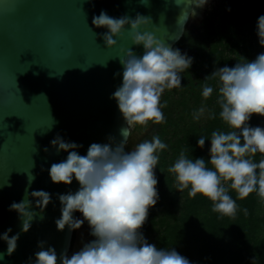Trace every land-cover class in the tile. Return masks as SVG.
<instances>
[{"label": "clouds", "instance_id": "9594fccd", "mask_svg": "<svg viewBox=\"0 0 264 264\" xmlns=\"http://www.w3.org/2000/svg\"><path fill=\"white\" fill-rule=\"evenodd\" d=\"M207 3L208 0H191L193 10L184 21L194 14V8ZM150 23L151 17L140 14L113 18L101 11L92 18L93 26L107 30L102 34L105 47L114 46V37L127 26L131 45L143 49V54L137 56L129 47L119 58L121 83L110 98L116 101L124 121L119 132L122 139L116 142L109 136L107 143H91L85 155L77 151L83 145L66 141L60 135L50 141L57 153H67L64 160L48 168L50 181L70 185L75 180L79 185L75 192L56 194L60 203L56 229L63 231L67 227L71 232L86 222L93 239L71 255L63 250L59 256L54 247L45 248L46 242L39 241L40 250L34 253L31 264H191L174 247H157L139 231L149 209L159 199L154 170L168 145L159 135L144 139L131 149L127 145L137 129L143 131L150 123L166 122L162 111L166 104L161 103V96L165 90L181 87V73L193 62L192 57L162 42L153 31L140 30ZM255 34L264 47V15L257 17ZM204 78L214 83H204L200 95L207 101L215 92L219 119L230 130H213L210 138L199 136L196 147L203 149L205 140L209 141L207 161L203 157L190 158L181 150L167 171L174 177L175 191L187 190L189 198L201 194L212 202L214 212L232 217L238 208L236 199L243 200L254 192L264 199V158L254 161L257 153L264 157V127L248 123L253 114L264 117V52L252 60L237 61L232 67L216 68ZM192 118L215 120L217 113L202 103ZM33 180L31 175L29 187ZM230 191L236 193V199ZM50 202L52 194L48 191L29 192L26 187L23 199L11 203L9 210L16 211L20 231L27 232L36 218L44 219ZM11 231L8 228L0 234L6 244L0 260L16 249L19 233L9 236Z\"/></svg>", "mask_w": 264, "mask_h": 264}, {"label": "water", "instance_id": "95a60500", "mask_svg": "<svg viewBox=\"0 0 264 264\" xmlns=\"http://www.w3.org/2000/svg\"><path fill=\"white\" fill-rule=\"evenodd\" d=\"M213 1L194 8L184 21L193 10L191 0H0V234L8 228L9 236L19 233L15 251L0 264H31L39 241L54 247L58 256L63 250L71 255L86 243V222L71 232L56 229V194L75 192L79 185L50 181V165L67 156L50 141L60 135L81 144L80 155L91 143H107L109 136L119 142L125 125L110 98L121 83L119 58L129 47L143 54L141 46L131 45L127 26L114 37V46L105 47L107 30L93 26V16L104 11L113 18L151 17L152 23L140 30L153 31L174 47L188 26L202 23ZM26 187L48 191L52 202L43 220L36 218L21 232L18 214L9 205L23 199ZM5 251L0 240V253Z\"/></svg>", "mask_w": 264, "mask_h": 264}, {"label": "trees", "instance_id": "16d2710c", "mask_svg": "<svg viewBox=\"0 0 264 264\" xmlns=\"http://www.w3.org/2000/svg\"><path fill=\"white\" fill-rule=\"evenodd\" d=\"M221 2L218 22L210 13L205 14L202 23L188 26L175 44L174 48L192 57V65L181 73V87L165 90L161 96V103L166 104L162 109L166 122L151 124V130L141 138L143 141L159 135L168 145L154 170L159 199L149 209L142 232L149 243L174 247L191 264H264V199L254 192L240 200L230 191L238 208L235 216H225L214 212L212 202L201 194L189 198L187 190L175 191L174 177L167 171L181 150L190 158L207 161L209 141L205 140L203 149L198 148L199 136L210 138L213 130H230L219 119L215 92L207 101L200 95L204 83H214L204 77L216 68L232 67L237 61L252 60L264 52L255 34L257 17L264 15V0ZM228 14L234 16L229 18ZM202 103L217 113L215 120H193V111ZM248 123L264 127V119L258 114H253ZM262 158L257 153L254 161Z\"/></svg>", "mask_w": 264, "mask_h": 264}, {"label": "rangeland", "instance_id": "374dc122", "mask_svg": "<svg viewBox=\"0 0 264 264\" xmlns=\"http://www.w3.org/2000/svg\"><path fill=\"white\" fill-rule=\"evenodd\" d=\"M222 0H215V1H213V2H211L208 6H207V9H206V12H205V14H207V13H210L211 15H213L214 17H215V21L216 22H218L219 20H220V15H219V5H221L222 4V2H221ZM213 13V14H212ZM233 17L234 15H231V14H228L227 15V17ZM216 24V23H215ZM174 97H175V99L176 98H178V96L177 95H173ZM261 118V120H263V118L264 117H260ZM203 120H205V119H203ZM261 123L258 125V126H260L261 127ZM138 142H141V138H140V136H139V134H138V131H134V133H133V135H132V137L130 138V143H129V145H130V149L132 148V147H134V145L136 144V143H138ZM86 230H84V235H85V242L87 243V242H89L91 239H90V235H89V230L87 229V228H85ZM142 229H143V226H142V228L139 230V231H141L142 232ZM143 233V232H142Z\"/></svg>", "mask_w": 264, "mask_h": 264}, {"label": "flooded vegetation", "instance_id": "af4514ba", "mask_svg": "<svg viewBox=\"0 0 264 264\" xmlns=\"http://www.w3.org/2000/svg\"><path fill=\"white\" fill-rule=\"evenodd\" d=\"M261 117V116H260ZM264 119V118H263ZM151 127H152V125H151V123H150V125H149V127L146 129V131H140V130H136V131H138V134H139V136H140V138H142V136H144V135H146L147 134V132H149L150 130H151ZM129 143H130V140H129ZM88 230H89V227H86ZM86 230V229H85Z\"/></svg>", "mask_w": 264, "mask_h": 264}]
</instances>
